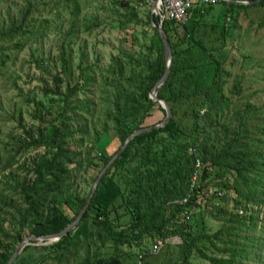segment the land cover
I'll use <instances>...</instances> for the list:
<instances>
[{
  "label": "trees",
  "instance_id": "trees-1",
  "mask_svg": "<svg viewBox=\"0 0 264 264\" xmlns=\"http://www.w3.org/2000/svg\"><path fill=\"white\" fill-rule=\"evenodd\" d=\"M220 1H224V6L217 14L214 25L222 28V34L227 36L230 31L228 13L231 11L232 18L236 19L238 11L245 4ZM249 1L264 5V0ZM26 5L19 22L12 17L7 32L0 30V39L10 38L13 33L22 29L26 15L29 13L28 7L31 6ZM210 7L211 5L207 6L204 12H201L200 6L194 4L189 13H193L195 17H202ZM78 10L79 5L75 0L71 10L73 16L71 24L65 32L63 42L71 36L77 25ZM122 16L125 20H121V24L127 25L137 20L138 14L134 10H127ZM154 20L159 24L160 16L155 15ZM199 23L200 21L197 20L190 28L188 23L181 25L165 18L164 28L173 50V66L168 81L159 90L158 95L169 103L172 117L164 127L135 135L115 158L100 180L77 228L52 244L56 249H61V252L56 254L59 259L70 247H75L72 239L74 236L85 240L96 234L103 240L102 245L110 241L111 254H104L101 252V246H98L92 254H87L79 262L80 264H123L127 255L122 250L123 246L133 244L142 246L144 238L153 237L151 241L153 242L157 238L164 240L175 235L180 236L183 244L178 255L179 260L190 262L194 253L208 259L210 264H245V261L257 259L256 246L263 236L258 238L240 231L241 228L246 227L249 233L255 232L260 226L263 227L261 233L264 235V118L258 120L262 124L254 125L249 122L252 115L257 116V113H261L264 116V109L247 105L244 111L238 113L242 120L234 128L230 127V124L219 123L226 134L233 130L232 136L225 139L219 147L208 145L206 138L210 136L208 127L212 125V121L207 119V115L227 102L225 85L229 73L224 68V59L211 52L210 49L213 48L206 47L200 39H195L194 35ZM93 24L94 22L83 21L84 28L89 30L93 29ZM171 31L175 36L178 35V40L173 39ZM191 41L208 53L207 62L198 64L192 58H187L186 52L194 47ZM63 42L59 55L61 68L53 75L55 88H50V91L63 96L64 108H67L59 114L63 116L64 122L60 124L52 122L46 135H43V131L38 138L24 142L27 147L47 146L46 152L41 154L38 162L35 161V167L32 168L35 175L33 181L19 183L23 200L28 204L26 213L18 220L19 232L30 220L29 234L38 236L58 232L66 227L76 218L89 195L90 189L80 195L73 187L72 168L69 165L71 160L77 158V164L81 166L84 160V167L90 165L102 167L112 155V153H104L100 156L101 163H99L98 160L93 159L89 151L102 141L103 134L107 132L105 124L102 125L101 130L94 132L95 141L87 148L88 151L84 156L76 157V153L71 151L69 131L74 116L70 112L78 108L74 95L81 89L84 91L90 89L95 82V71L99 66L84 65L81 57L76 65L75 83L69 84L65 76L68 72H72L71 53L65 50ZM184 43L187 45L182 48ZM218 48L220 47L216 49ZM124 55L128 62L132 63L135 60L136 64L133 66L132 74L125 76L120 60L112 58L106 71L117 83L116 86L111 85L113 93L106 92L112 97H108L103 112L105 123L112 122L120 143L134 129L142 125L154 105L158 104L150 97V92L167 67L165 47L157 27L145 54L136 56L125 53ZM119 81L126 83L125 88L118 86ZM83 106L93 110L95 104L85 99ZM162 109L165 111L164 108ZM49 111L52 112L54 109L50 108ZM201 112L203 119H199ZM193 145L197 146L201 158L206 163L200 188L194 189L191 200L183 203V198L190 192L195 157L191 151ZM207 158L212 163L206 161ZM214 164L218 167L214 176L223 179V182L211 185L218 187L225 194L228 192L232 203L230 200L231 211L220 212L225 213L227 224L208 233L205 221L198 215L206 205H210L211 199H207V203L203 207L199 206L198 209H194L193 205L196 203L199 191L205 185L203 181L211 176L208 170ZM95 177H92V182ZM66 202L75 203L73 216H68L61 210V204ZM216 208L219 209V207L207 208L211 216L218 217L213 213ZM239 208L244 209L243 214H240ZM123 217L128 218L124 221ZM33 218H36V222L32 221ZM3 232L5 238L0 245V264L8 262L15 248L22 241L19 232L17 234L5 230ZM217 239L223 241L220 248L216 245ZM208 246L211 247V251ZM28 247L29 245H26L24 250ZM214 250L220 253L216 254ZM147 251L138 254L139 260L143 259L141 264H144V255ZM18 259L19 257L13 264H17ZM136 264H139V261Z\"/></svg>",
  "mask_w": 264,
  "mask_h": 264
},
{
  "label": "rangeland",
  "instance_id": "rangeland-1",
  "mask_svg": "<svg viewBox=\"0 0 264 264\" xmlns=\"http://www.w3.org/2000/svg\"><path fill=\"white\" fill-rule=\"evenodd\" d=\"M74 2L75 0H0V30L3 29L4 33L7 32L10 19L15 17L19 22L27 7L26 4L31 5L28 7L29 13L22 29L13 33L10 38L0 39V245L5 238L4 230L12 234L19 232L18 220L22 219L28 209L19 183L33 181L35 175L32 168L41 154L47 150V146L27 147L24 142L38 138L43 131V135H46L52 122L58 124L64 122L63 116L59 114L67 108H64L63 96L50 90L55 88L53 75L61 68L59 55L65 32L73 17L71 10ZM76 2L79 5L77 25L71 36L63 42L65 50L71 53L72 72L66 74V81L69 84L75 83L76 65L81 57L84 65L97 64L99 69L95 71V82L90 89L87 91L81 89L74 95L78 108L70 112L74 117L69 131V143L76 157L84 156L87 148L95 141L94 132L101 130L105 124L107 132L103 134L102 141L97 143L93 150H89L93 159L101 163L100 156L104 153H114L121 145L112 122L105 123L103 117L108 97H112L106 92L113 93L111 85L116 86L117 83L106 70L112 58H115L120 60L125 76L132 74L136 61L128 62L124 54L137 56L146 53L157 27L151 17L154 0H76ZM194 4L200 5L198 0ZM223 6L224 1L219 0L212 4L202 17H195L193 13H189L187 19L190 28L197 20L200 21L196 27L195 39H200L206 47L213 48L210 49L211 52L224 59V68L229 73L225 85L227 102L207 115L212 125L208 127L210 136L206 139L208 145L212 144L214 148L222 145L225 139L233 134V130L226 134L219 123H227L234 128L242 120L238 113L244 111L247 105L264 109V5L245 4L236 19L228 20L230 31L227 36L222 34V28L214 25V20ZM127 10H134L138 17L137 20L123 25L121 20H125V17L122 14ZM83 21L94 22L93 29L84 28ZM39 29L40 31H36ZM171 34L174 40H178V35L175 36L173 31ZM186 45L184 43L181 47L184 48ZM193 46L186 52L187 58H192L198 64L207 62L208 53L195 43ZM217 47L220 48L216 49ZM125 85V82H118L121 88H125ZM85 99L95 104L93 110L84 108ZM161 107L159 103L154 105L141 126L161 122L166 116L162 109L164 107ZM50 108L54 111L50 112ZM202 117L201 112L199 119ZM263 118L261 113H257V116L250 117L249 122L254 125L262 124L260 121ZM206 161L211 162L208 158ZM77 162L76 158L69 163L72 168L71 179L73 187L82 195L91 189L92 177L99 173L101 166L84 167V160L83 166ZM216 168L218 167L215 164L210 166L208 171L211 176L205 179L206 183L222 184L223 179L214 176ZM230 200L232 203L231 195L226 192L222 199L212 200V203L206 205L199 213L198 216L205 221L206 232L212 233L227 224L225 213L220 212L231 211ZM211 207H219L213 211L218 217L210 215L207 208ZM60 208L68 216H73L76 205L73 202H66L62 203ZM127 218L123 217V220L126 221ZM32 221L36 222V218ZM28 223L19 232L22 240L33 235L29 234ZM262 231L263 227L260 226L257 231L250 233L246 227L241 228L240 233L258 238L263 236L256 246L257 259L245 261V264H264ZM72 239L75 247H70L60 259L56 254H59L61 249L52 246L57 241L31 239V243L27 244L29 247L26 250L23 248L18 254L17 264H80L79 262L87 254H92L98 246H101V252L104 254H111L110 241L102 245L103 240L97 234L85 240L77 239L76 236ZM152 240L153 237L144 238L142 246L135 244L123 246V252L127 253L123 264L143 261L139 260L138 254L151 248ZM43 241L45 243H42ZM182 245L181 239L177 242L168 241L156 254L151 253L149 249L144 255V264H210L208 259L200 257L197 253L193 254L190 262L179 260ZM216 245L218 248L222 247L223 241L217 239ZM208 249L211 247L208 246ZM213 252L220 253L215 250ZM44 255L46 256L41 261Z\"/></svg>",
  "mask_w": 264,
  "mask_h": 264
},
{
  "label": "water",
  "instance_id": "water-1",
  "mask_svg": "<svg viewBox=\"0 0 264 264\" xmlns=\"http://www.w3.org/2000/svg\"><path fill=\"white\" fill-rule=\"evenodd\" d=\"M255 1H258V0H255ZM160 2H161V0H154L153 9H152V16L151 17H152L153 24L155 26H157V29L160 32V35L162 37V41L164 43L167 67H166V70H165L163 76L159 79V81L157 82L155 87L151 90L150 97L155 102H158L162 107H164L165 112H166L165 118L161 122H159L157 124L148 125V126H140V127L136 128V129H134L133 132H131L130 134H128L124 138V140L121 143V145L114 151V153H112V155L104 163V165L99 170V173L94 178V180L92 182V186H91L90 192H89V195H88L85 203L83 204L82 208L77 213L76 218L72 222H70L66 227H64L62 230H60L58 232L44 234V235H40V236L34 235V234L30 235V236H27L15 248L14 253L12 254L11 258L8 260V262L6 264H13V262L16 259V257L20 253V251L27 244L31 243V241H30L31 239H40V240L49 239L50 242H55V241L60 240L62 237H64L68 233H70L72 230L76 229L77 225L79 224V222L81 220V217L83 216L84 212L87 210V207L89 206V204H90V202L92 200V197L94 196V193H95V191H96V189H97V187H98V185L100 183V180L102 179L103 175L106 173V170L110 167L112 162L115 160V158L126 147L127 143L130 142L134 138L135 135H139V134L144 133V132H149V131H152L154 129L164 127L170 121V119L172 117V109H171L169 103L164 98H162V97H160L158 95L159 90L168 81V78L170 76V73H171V70H172V66H173V50H172V46H171V42L169 40L168 34H167V32L165 31V28H164L165 17L160 14V8H159ZM248 3H253V1H249ZM155 15H159L160 16V23L159 24H157L156 21L154 20V16ZM42 243H45V242L43 241Z\"/></svg>",
  "mask_w": 264,
  "mask_h": 264
},
{
  "label": "built area",
  "instance_id": "built-area-1",
  "mask_svg": "<svg viewBox=\"0 0 264 264\" xmlns=\"http://www.w3.org/2000/svg\"><path fill=\"white\" fill-rule=\"evenodd\" d=\"M197 0H161L159 4L160 14L163 15L165 18L175 21L178 24L185 25L187 23V19L189 18V10L194 6V2ZM200 3V11L204 12L205 8L209 5H212L219 0H198ZM231 13L228 14V19H230ZM191 151L195 154L194 161H193V170L190 179V192L183 198V203H187L191 200L193 195L194 189H199L200 184L202 182V174L203 168L205 166V161L201 158L200 152L196 145H193ZM206 181V180H205ZM201 190L199 191L198 198L196 203L193 205L194 209H198L199 206H204L207 203V199L215 200L218 198L224 197V191L218 189V187H214L211 185L212 183H206ZM215 204V203H214ZM192 212V211H190ZM240 214L244 213L243 208H239ZM176 237V238H173ZM180 236H171L166 239L157 238L151 244L150 252L156 254L160 251L162 246L168 242H177L180 241ZM142 257V255H141ZM141 264V262L139 263Z\"/></svg>",
  "mask_w": 264,
  "mask_h": 264
},
{
  "label": "crops",
  "instance_id": "crops-1",
  "mask_svg": "<svg viewBox=\"0 0 264 264\" xmlns=\"http://www.w3.org/2000/svg\"><path fill=\"white\" fill-rule=\"evenodd\" d=\"M225 1H230V2H235V3H240V4H251V3H248L249 0H225ZM239 12L241 13L242 9H240V11H238V13ZM229 13H231V15H230V19H231L232 18V12L230 11ZM230 19H228V15H227V20H230Z\"/></svg>",
  "mask_w": 264,
  "mask_h": 264
}]
</instances>
